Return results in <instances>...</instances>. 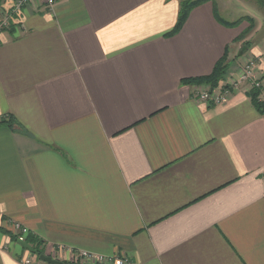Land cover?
Masks as SVG:
<instances>
[{
    "label": "crops",
    "instance_id": "1",
    "mask_svg": "<svg viewBox=\"0 0 264 264\" xmlns=\"http://www.w3.org/2000/svg\"><path fill=\"white\" fill-rule=\"evenodd\" d=\"M214 3L170 36L180 0H34L0 33V264L28 256L16 224L64 264H264V112L189 82L224 56L215 91L264 79V29Z\"/></svg>",
    "mask_w": 264,
    "mask_h": 264
},
{
    "label": "built area",
    "instance_id": "2",
    "mask_svg": "<svg viewBox=\"0 0 264 264\" xmlns=\"http://www.w3.org/2000/svg\"><path fill=\"white\" fill-rule=\"evenodd\" d=\"M1 1V0H0ZM34 0H13L10 8L6 10L4 7L1 9V20H0V33L10 30L12 27H19L20 16L24 9L32 3ZM47 7L50 11H53L57 0H45ZM256 61H249L246 65L241 68L238 76L229 81L223 88L218 91L210 90L205 91L197 95V99L207 104H213L219 106L226 103L228 95L232 90L240 91L247 89L251 93H258V100L264 107V79H258L256 76ZM15 230L20 236V239L26 240V237L30 234L27 228L22 227L19 224L14 225ZM19 239V240H20ZM78 260L80 263L88 264H135L126 257H104L94 256L89 253L79 254ZM22 264H34L33 260L24 257Z\"/></svg>",
    "mask_w": 264,
    "mask_h": 264
},
{
    "label": "trees",
    "instance_id": "3",
    "mask_svg": "<svg viewBox=\"0 0 264 264\" xmlns=\"http://www.w3.org/2000/svg\"><path fill=\"white\" fill-rule=\"evenodd\" d=\"M180 1H181V6H180V12H179L177 24L175 26L174 31L172 33H170V36L177 34L182 29V27L184 26L185 22L187 21L189 15H190V13L194 9H196V8L206 4L208 2H213V0H180ZM262 5H263L262 7L264 8V2H262ZM247 19H248V21L247 20L246 21H247V23H249V26H250L249 30L250 31L249 32L246 31L244 36L249 34L254 29V26H255L254 21H252V19L251 20H249L250 18H247ZM242 22L238 21V22L233 23V24H228V23L223 21V24L227 27H238L241 25ZM227 71H228L227 56H224V58L218 62L213 73L210 76L194 79V80L189 81V82L198 83V84H206V85H209L211 87V89L215 90L219 87L220 83L223 82L224 78L226 77ZM250 95H251V99H252L253 103L256 105V107L259 109V111H261L263 113L264 107L258 100V93L253 92ZM0 125H6V126H9L10 128H12L15 126V122L13 120L4 121V122H1ZM0 230H2V229L0 228ZM16 241H17V239H16ZM26 241L30 245H32L40 254H43L42 249H41L42 244L39 241H37V239L35 237H33L31 234H29L28 237L26 238Z\"/></svg>",
    "mask_w": 264,
    "mask_h": 264
},
{
    "label": "rangeland",
    "instance_id": "4",
    "mask_svg": "<svg viewBox=\"0 0 264 264\" xmlns=\"http://www.w3.org/2000/svg\"><path fill=\"white\" fill-rule=\"evenodd\" d=\"M213 2H216L215 5H219L218 15L221 20L247 22V18H250L249 20L253 18L252 21L257 20V23L261 24L262 29H264V9H262L263 5L260 0H225L224 3H222V0H213ZM254 24H256L255 21ZM245 31L249 32L250 30L247 28ZM14 234L17 240L20 239L17 232ZM30 255L32 256L28 253L26 258L31 259Z\"/></svg>",
    "mask_w": 264,
    "mask_h": 264
},
{
    "label": "water",
    "instance_id": "5",
    "mask_svg": "<svg viewBox=\"0 0 264 264\" xmlns=\"http://www.w3.org/2000/svg\"><path fill=\"white\" fill-rule=\"evenodd\" d=\"M18 245L22 247L23 250L29 252L32 255H35L39 257V259L47 264H64L63 262L59 260H55L50 256H47L45 254H40L32 245H30L26 240H18Z\"/></svg>",
    "mask_w": 264,
    "mask_h": 264
}]
</instances>
